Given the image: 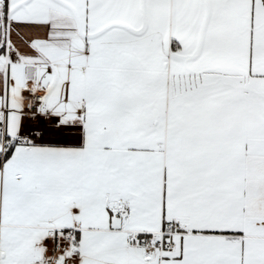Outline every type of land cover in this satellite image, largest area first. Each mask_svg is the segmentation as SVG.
I'll return each mask as SVG.
<instances>
[{
  "label": "snow or ice",
  "instance_id": "1",
  "mask_svg": "<svg viewBox=\"0 0 264 264\" xmlns=\"http://www.w3.org/2000/svg\"><path fill=\"white\" fill-rule=\"evenodd\" d=\"M0 264H264V0H0Z\"/></svg>",
  "mask_w": 264,
  "mask_h": 264
}]
</instances>
